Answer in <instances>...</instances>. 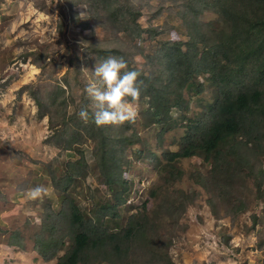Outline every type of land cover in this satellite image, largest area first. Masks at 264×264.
<instances>
[{"label": "rangeland", "instance_id": "1", "mask_svg": "<svg viewBox=\"0 0 264 264\" xmlns=\"http://www.w3.org/2000/svg\"><path fill=\"white\" fill-rule=\"evenodd\" d=\"M213 2L0 0V264H56L71 246L69 202L110 233H125L133 221L141 234L128 254L100 252L89 264H147L155 253L175 264H264V141L260 149L238 141L243 159L231 183L197 156L171 164L162 159L186 143L192 122L217 97L211 71L225 59L223 36L244 37L247 20L264 21L258 2L240 1L232 15L243 25H232V15L223 24L207 6ZM135 13L140 33L134 37L127 22ZM168 42L182 46L183 69L191 70L180 91L169 86L176 72L162 58ZM110 56L139 70L144 85L163 84L173 93L164 123L151 121L154 96L138 85L134 120L89 129L105 131L110 160L103 161L98 140L80 136L84 124H94L77 113L92 68ZM70 175L68 186L63 179ZM38 185L46 191L28 198ZM169 201L176 203L165 212ZM47 228L57 231L48 238ZM47 238L54 247L49 260L35 249Z\"/></svg>", "mask_w": 264, "mask_h": 264}, {"label": "trees", "instance_id": "2", "mask_svg": "<svg viewBox=\"0 0 264 264\" xmlns=\"http://www.w3.org/2000/svg\"><path fill=\"white\" fill-rule=\"evenodd\" d=\"M193 1L202 2L205 5V0ZM216 1L218 3L213 2L207 6L213 7L222 16L223 24H227L230 21L232 13L237 11L235 9L238 8L236 6L234 9L233 6L240 1L258 2L257 7H260L264 12V0ZM228 4L230 6L226 9L222 7ZM232 16L233 20L231 24L241 27L243 24L239 26L241 22L240 16L236 13ZM243 16L245 17L246 15ZM138 17L139 14H132L130 16V23L129 21L127 22V26L130 24L134 27L132 31L134 32V37L139 36L140 33V28L137 24ZM259 25L262 26L257 27ZM245 29L247 35H244V37H240L235 33L227 39L224 37L225 35L223 36L224 40L220 44L221 51L219 54L225 59L217 61L214 64V70L211 71L212 74L216 75L213 83L216 87L217 97L208 105L202 117L192 122V125L186 131V143L180 145L176 152L164 153L162 159L168 164L180 158L197 156L209 164L211 167L210 172H214L218 177L223 178L224 181L226 180V182L231 183L239 175L237 168L243 159L239 152L238 141L246 138L253 148L255 146L258 149L262 148V141H264V21L261 24H254L253 21L247 20ZM161 50L162 58L167 60V68L176 72V74H172L169 86L172 87L176 84L177 90L180 91L184 88L187 80L185 74H191L189 68L183 69V64L186 60L183 57L182 46L168 42L162 46ZM136 71L140 73L139 70L136 69ZM138 81L141 87H149L147 94L150 97L154 96L155 105L151 109V121L156 124L164 123L168 119L167 113L170 107V96L173 92L169 95L166 94L164 90L166 85L163 84L159 87L154 82L144 85L143 81L148 82V80L141 76L138 78ZM142 99H144V96H142ZM173 102L177 104L179 100ZM92 103V99L87 97L84 107L89 111L90 120ZM92 124L94 123L92 122ZM95 128L98 130L95 124L94 128L90 127L89 124H86V126L84 124L80 136L85 134L93 140H98L100 146L97 149V155L101 152V160H110L105 151L109 146V143H106L103 137L105 131L99 130L97 133H91L94 132ZM89 129L91 132H89ZM107 177L110 183L113 176L108 174ZM63 180L66 185L70 186L72 177L70 175ZM122 185H126V183L124 182ZM66 194L61 198L67 204L71 197ZM174 202L176 203V201H169L164 207H160L165 212H169L173 206L171 204H174ZM68 209L69 211H67ZM66 211L69 222L68 226L70 227L68 241L71 246L68 250H65L63 255L56 258V264H89L92 258L100 254V252H108V257H117L121 254L126 255L133 246V240L135 241L136 237L139 238L141 236L139 231L133 230V221L128 223L125 233L123 232L122 234L120 231L110 233L104 227L93 225L88 220L85 221L78 206L72 202H69ZM64 222L62 220L60 223ZM46 225L47 221L44 219L42 229ZM56 231L52 228H47L46 234H48V238L52 237V234ZM12 237L17 236L13 234ZM48 238L42 239L40 242L38 241L37 244L40 245L35 247L36 251L46 260H49L48 255L54 250L52 242ZM147 244L152 247L154 246L153 242H147ZM59 247L60 250L63 249L64 243H60ZM54 257L52 256V258ZM147 264L175 263L168 256L160 258L155 253L152 261Z\"/></svg>", "mask_w": 264, "mask_h": 264}, {"label": "clouds", "instance_id": "3", "mask_svg": "<svg viewBox=\"0 0 264 264\" xmlns=\"http://www.w3.org/2000/svg\"><path fill=\"white\" fill-rule=\"evenodd\" d=\"M139 75L138 71L129 70L128 62L123 57L110 56L94 65L91 79L83 92L94 102L91 121L97 127L120 125L135 119V102L140 96ZM77 115L81 121H89L90 114L86 107L82 106ZM45 191L43 186L38 185L30 189L27 196L37 199Z\"/></svg>", "mask_w": 264, "mask_h": 264}]
</instances>
